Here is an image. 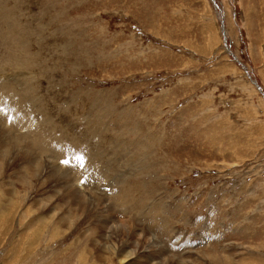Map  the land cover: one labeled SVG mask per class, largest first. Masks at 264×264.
Returning a JSON list of instances; mask_svg holds the SVG:
<instances>
[{"label": "rangeland", "instance_id": "374dc122", "mask_svg": "<svg viewBox=\"0 0 264 264\" xmlns=\"http://www.w3.org/2000/svg\"><path fill=\"white\" fill-rule=\"evenodd\" d=\"M0 205V264H264V0H0Z\"/></svg>", "mask_w": 264, "mask_h": 264}, {"label": "bare ground", "instance_id": "6f19581e", "mask_svg": "<svg viewBox=\"0 0 264 264\" xmlns=\"http://www.w3.org/2000/svg\"><path fill=\"white\" fill-rule=\"evenodd\" d=\"M215 1V0H214ZM216 4V3H215ZM252 10V9H251ZM6 34V33H5ZM3 37V36H2ZM10 38V37H9ZM7 40V39H6ZM7 43V42H6ZM15 55V54H14ZM18 58V57H17ZM236 59V58H235ZM245 68V67H244ZM4 99V98H3ZM17 114H18V116H19V122L21 123V125L22 124H24L25 123V121L24 120H26V118H24V117H22V116H20L19 115V113L18 112H16ZM9 115H11V114H9ZM13 117V116H12ZM22 117V118H21ZM7 118V117H6ZM18 118V117H17ZM7 120V119H6ZM12 121H13V119H12ZM11 122V121H10ZM12 123V122H11ZM13 124H15V123H13ZM26 125V124H25ZM24 125H22V127H23ZM13 128H14V126H13ZM10 135V134H9ZM36 138L37 139H39L40 140V143L42 144V143H46L47 145H48V148L47 149H43L40 145H38L37 143H36V141H34L35 143H34V147L35 148H37L38 150H41L42 151V153L44 154V153H49L50 152V150L51 149H53V147L51 146V142L50 143H47L46 142V136L45 135H40L39 137L38 136H36ZM31 140V139H30ZM30 142V141H29ZM8 143V142H7ZM31 143V142H30ZM33 143V142H32ZM12 147V146H11ZM28 147H29V144H28ZM33 147V146H32ZM31 148V147H30ZM34 149V148H33ZM37 150V151H38ZM39 152V151H38ZM30 153V152H29ZM31 154V153H30ZM48 155V154H47ZM64 157V156H63ZM30 158V157H29ZM58 158V157H57ZM58 160H59V158H58ZM57 172V171H56ZM38 173V172H37ZM55 173V172H54ZM57 177V176H56ZM23 178V177H22ZM61 179V178H60ZM23 180V179H22ZM63 183V182H62ZM65 183V182H64ZM68 183V182H67ZM62 188V187H61ZM9 192V191H8ZM41 192V191H40ZM71 193V192H70ZM73 198H75V197H73ZM70 199V198H69ZM3 203H4V201H3ZM2 207H3V205H2ZM2 207H1V205H0V214L2 215V213H4V212H2ZM42 207V206H41ZM42 210V209H41ZM40 211V210H39ZM43 211V210H42ZM39 213V212H38ZM42 213H44V212H42ZM87 213V212H86ZM85 213V214H86ZM59 214V213H58ZM95 214V213H94ZM93 215V214H92ZM41 217V216H40ZM54 217V216H53ZM1 218V217H0ZM41 219V218H40ZM51 220V219H50ZM53 220H55L54 218H53ZM62 220V221H61ZM103 220V219H102ZM2 221V220H1ZM0 221V222H1ZM32 221H34L35 222V220L34 219H32ZM37 222V221H36ZM36 222H35V224H36ZM39 222V221H38ZM47 222V221H46ZM46 222H39L40 223V225H41V227L37 230V231H35V239H34V229L35 228H32V227H35V226H33L32 225V222H31V226H29L30 228H32V230H30L29 231V233H27V236H26V241H25V245H24V247H23V254H25L24 255V259H23V263H25V264H33V263H35L36 261H37V256H40V253H34L35 252V249H37L36 247H35V245H36V243H38L39 242V239L42 237V234H43V229L46 227ZM50 222V221H49ZM67 223V218H63V219H60L59 220V222H55V221H53V224L52 225H54L55 224V227H53V230H51V231H53V234H51V236H52V238L55 236V231L57 230V227H59L60 226V224H63V226H65L64 224H66ZM34 224V223H33ZM34 224V225H35ZM49 225V227H50V225L51 224H48ZM67 225H68V223H67ZM70 225V224H69ZM71 226V225H70ZM29 228V229H30ZM48 228V227H47ZM65 228V227H64ZM12 229V228H11ZM46 229V228H45ZM44 229V230H45ZM27 230V227H24V232ZM6 231H7V229H6ZM57 232V231H56ZM76 232V231H75ZM160 232V231H159ZM73 234V233H72ZM7 235V234H6ZM44 235V234H43ZM49 235V234H48ZM58 235H60L61 236V234H59L58 233ZM102 235V234H101ZM60 236H58V237H60ZM76 236V235H75ZM68 237V236H67ZM89 237V236H88ZM47 239H48V237H46ZM44 239V238H43ZM42 238H41V240H43ZM88 240V239H87ZM18 241H19V239H18ZM70 241V240H69ZM34 242V243H33ZM52 242H53V240H52ZM146 243V242H145ZM32 244H33V247H32ZM77 244L78 243H76V246H77ZM141 244V243H140ZM38 246V245H37ZM82 246V245H81ZM142 246V245H141ZM14 248V247H13ZM34 255V257L32 258V256ZM85 256H86V254H85ZM41 257V256H40ZM129 257H131V254L129 253L128 255H126L125 257H123L122 259H119L120 260V264H127L126 263V259H128ZM44 258V257H43ZM56 258V257H55ZM211 262H212V264H216V259L215 258H213V257H210V259H209ZM227 260V259H226ZM230 264H232L229 260H227ZM85 262H86V259H84L82 256H81V259H80V264H85ZM22 263V264H23ZM49 264V263H48Z\"/></svg>", "mask_w": 264, "mask_h": 264}, {"label": "snow or ice", "instance_id": "6c2138e0", "mask_svg": "<svg viewBox=\"0 0 264 264\" xmlns=\"http://www.w3.org/2000/svg\"><path fill=\"white\" fill-rule=\"evenodd\" d=\"M64 163H65V164H67V163H68V161H67V160H65V161H64Z\"/></svg>", "mask_w": 264, "mask_h": 264}, {"label": "water", "instance_id": "95a60500", "mask_svg": "<svg viewBox=\"0 0 264 264\" xmlns=\"http://www.w3.org/2000/svg\"><path fill=\"white\" fill-rule=\"evenodd\" d=\"M254 83L257 85V83L254 81Z\"/></svg>", "mask_w": 264, "mask_h": 264}]
</instances>
